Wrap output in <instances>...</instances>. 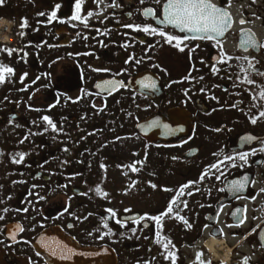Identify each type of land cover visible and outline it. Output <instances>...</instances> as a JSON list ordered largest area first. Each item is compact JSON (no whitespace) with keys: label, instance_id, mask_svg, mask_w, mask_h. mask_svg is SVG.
Returning a JSON list of instances; mask_svg holds the SVG:
<instances>
[{"label":"flooded vegetation","instance_id":"obj_1","mask_svg":"<svg viewBox=\"0 0 264 264\" xmlns=\"http://www.w3.org/2000/svg\"><path fill=\"white\" fill-rule=\"evenodd\" d=\"M24 2L7 8L14 51L1 58L13 73L0 86V264H48L36 248L47 232L53 244L108 249L115 264H186L187 252L220 264L206 241L227 238L221 218L255 201L264 168L260 82L227 62V39H185L180 51L145 33L186 37L157 23L167 0H83L86 24L72 19L77 0ZM173 110L191 134L155 132V116ZM237 176L246 190L227 189Z\"/></svg>","mask_w":264,"mask_h":264},{"label":"rangeland","instance_id":"obj_2","mask_svg":"<svg viewBox=\"0 0 264 264\" xmlns=\"http://www.w3.org/2000/svg\"><path fill=\"white\" fill-rule=\"evenodd\" d=\"M26 0H4L2 4H0V17L3 19L0 20V65L1 58L7 59L9 58V54L6 50L9 49L10 46V37L6 39L4 38V34H10L12 25L16 21L15 19H9L7 16L9 15L6 11H8V6L14 7L16 11H20V4L25 3ZM228 2L227 8L229 9L232 17L235 20V27L232 33L229 34L227 40L223 42L220 46L223 54L225 55V59H229V64L231 66L238 65L239 68L244 71L250 72V76L254 80H258L260 82L261 88L264 90L263 77L259 74L261 68H264V0H225ZM5 23V26L3 25ZM12 24V25H11ZM7 29V31H5ZM249 31V37L251 41L257 40L262 43L263 52L258 55L253 53H248L241 51L238 48V35L241 32ZM3 60V61H4ZM5 63V61L3 62ZM9 82V77L5 74V81L0 83L1 85H7ZM254 86V82H252ZM255 85H257V81H255ZM32 89V91L37 90ZM256 92H261L253 88ZM38 93H34L36 95ZM260 95V94H259ZM33 110V109H32ZM34 116V115H33ZM2 158H0V171L3 168ZM0 182H3L2 175L0 172ZM255 191L258 192L257 198L255 201H249L246 203L247 207V222L243 227L233 228L230 227L233 224L230 223L228 217L221 218V224L226 232L227 238L225 242L228 247L232 249V257L230 264H264V246L260 244L259 233L264 228V168H261L258 177L255 183ZM200 221V217H196ZM177 223L182 225L185 223V219L181 217L176 218ZM202 222V221H201ZM229 222V224H228ZM230 225V226H229ZM213 240L212 238L207 239V243ZM215 240V238H214ZM200 246H203L200 243ZM187 252V262L186 264H209V261H199V254L196 252L192 256H189ZM218 262V261H217ZM220 264H226L219 262ZM211 264V263H210Z\"/></svg>","mask_w":264,"mask_h":264},{"label":"snow or ice","instance_id":"obj_3","mask_svg":"<svg viewBox=\"0 0 264 264\" xmlns=\"http://www.w3.org/2000/svg\"><path fill=\"white\" fill-rule=\"evenodd\" d=\"M4 0H0V4H2ZM83 0H77L76 2V14L72 16L73 20H81L80 12H81V5ZM157 3H160V0H156ZM59 5H57V9ZM43 15V13H41ZM89 15H91L89 13ZM57 13L53 11L49 17L50 20L56 19ZM3 18L0 17V20ZM63 22V21H61ZM81 22L86 24V21L81 20ZM158 24L163 25H170L173 28L179 29L181 33H189L190 36L181 37L169 34L163 30L157 29L155 27H144L142 30L145 33L149 34H158L164 39L165 43L173 44V41L176 43L173 45L183 51L184 49L181 47V44L184 43L185 39H200V40H216L219 43V37H222L225 32L228 30L231 24V17L229 13L223 10L221 7L216 6L210 0H167V2L163 5V18L157 20ZM22 27H27V21L25 20ZM136 30H141L137 28ZM7 31V29L5 30ZM21 35H23L21 33ZM8 52L9 55L12 54V49H3ZM13 69L10 67L0 65V83L5 81V74H12ZM111 83V82H109ZM251 83V82H250ZM152 87L155 88V84L152 83L151 85L145 84V87ZM260 97L264 99V91L260 92ZM261 117H264V112L260 113ZM46 120L50 125H52L53 129H55V125L52 124V121L45 116L43 118ZM252 123L255 124L256 120L253 119ZM23 157H21L22 159ZM229 159H234L230 157ZM241 160L247 159V155H241L239 157ZM133 171H136L134 166H131ZM235 186L242 190L244 188V183L237 181L235 182ZM155 188V185H152ZM168 189H165L167 191ZM97 192H100L101 189L97 188ZM107 195V193H104ZM172 204H175V200L172 201ZM173 212V208L171 204L167 207L166 212L162 214V216H167ZM115 216V213H112ZM162 216H154V217H147L148 219L155 220L157 223H160ZM3 219V217H0ZM182 219V218H181ZM119 223V221H117ZM187 223V221H185ZM107 227V224L104 225ZM71 227V225H69ZM191 227V225H189ZM207 227V225L205 226ZM23 229H21L22 231ZM15 239V237H13ZM165 249H167V245H165ZM50 254L53 256H58L61 259H66L68 256L74 254L71 249L67 247V245H58L56 248H50ZM203 264V262H201ZM210 264V262H209ZM246 264V262H245Z\"/></svg>","mask_w":264,"mask_h":264},{"label":"water","instance_id":"obj_4","mask_svg":"<svg viewBox=\"0 0 264 264\" xmlns=\"http://www.w3.org/2000/svg\"><path fill=\"white\" fill-rule=\"evenodd\" d=\"M223 10L228 11V9L226 8H222ZM230 17H231V24L228 28V30L225 32V34L222 37H219V40H224L227 36L228 33H230L233 30L234 27V19L231 16V14L229 13ZM170 26V25H169ZM172 27V26H170ZM175 30H177L178 32L179 29L173 28ZM181 33V32H180ZM185 34V36H190L191 34L189 33H182ZM248 34V35H247ZM249 32H245L243 34H241L239 36V47L242 50L245 51H249L250 49H253L256 53H259L260 51V44L257 43L255 40L251 41L249 37ZM155 122L157 123V128L155 130V132H157V134L162 135L165 133V135H171V132H175L176 135H178V131L181 128V126L185 125L186 126V132L188 134H191L193 131V124L192 121L190 120V117L188 114H186V112L182 111V110H173L170 112H167L166 114H158L157 116H155ZM185 121L184 124L181 125V121ZM170 124V125H168ZM147 126H150V124L148 123ZM168 127V131L165 132V128ZM156 134V133H154ZM245 176L240 177L237 176L235 178H233V180H230L227 183V189H231L234 191H241L240 189H238L235 186V182L240 181L244 183V188L242 189L243 191L246 190L248 187V185H250V181L247 183L245 182L244 179ZM254 195H251L250 197H253ZM222 204L219 205V210L221 208ZM219 212V211H218ZM234 214L230 217L231 220H233L234 224L240 225L243 224V222L245 221V210L244 208H238L236 209L234 212ZM218 214V213H217ZM211 219H214V222L212 221V224H216V218L217 217H210ZM54 232H47L45 233V235H43V237L39 240V242L37 243V249L38 251L43 254L48 262V264H115L114 260L113 263L111 262V252L108 249H103V250H95V249H81V248H77L76 244H72L69 241H67V243H63V245H67V247L69 249L72 250V252L74 254L68 256V258L66 259H61L58 256H53L50 254V248H56L58 245V243H55L52 240V236L50 235H55L53 234ZM58 234V233H57ZM56 234V235H57ZM58 235H60L62 237V235L59 233ZM63 238V237H62ZM260 244H262V246H264V228L262 229V231H260ZM52 240V241H51ZM66 242V241H65Z\"/></svg>","mask_w":264,"mask_h":264},{"label":"bare ground","instance_id":"obj_5","mask_svg":"<svg viewBox=\"0 0 264 264\" xmlns=\"http://www.w3.org/2000/svg\"><path fill=\"white\" fill-rule=\"evenodd\" d=\"M5 26V23H3ZM4 38H9V35L4 34ZM207 249L208 251L214 256V260L226 264H230L232 255V249L228 247L227 243L225 241L221 240H211L207 243Z\"/></svg>","mask_w":264,"mask_h":264}]
</instances>
